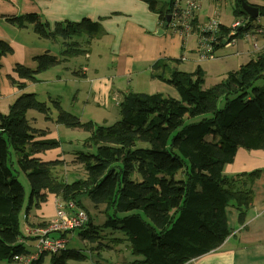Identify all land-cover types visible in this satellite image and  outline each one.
<instances>
[{"label":"trees","instance_id":"obj_1","mask_svg":"<svg viewBox=\"0 0 264 264\" xmlns=\"http://www.w3.org/2000/svg\"><path fill=\"white\" fill-rule=\"evenodd\" d=\"M142 1L163 25L176 3ZM243 1L236 0L235 19L253 23L264 17V6H259L260 14L253 19L244 11ZM5 19L19 29L31 26L42 39L63 41L64 57L83 53L72 49L77 44L72 40L83 36L93 40L100 31L92 19L58 23L54 29L36 13ZM195 20L196 16L192 32H202ZM229 31L221 24L219 41ZM13 52L8 42L0 40V61ZM255 54L210 88L204 86L201 67L185 72L177 68L178 60L156 63L152 79L173 87L178 97L129 91L118 104L120 119L111 125L83 122L65 110L59 99L46 103L35 93L22 92L7 113L0 111V262L30 256L22 241L35 239L20 227L26 201L21 174L30 184L26 211L54 195L87 215L85 224L54 233L56 237L67 239L79 231L81 241L97 243L120 231L125 238L114 240L129 242L135 257L130 264H187L219 249L232 231L229 208L237 210L238 223L244 224L254 200L248 183L259 176L255 171L228 177L224 169L241 148L264 150V49ZM35 60V69L17 64L14 74L8 75L10 82L23 90L26 82H38V74L59 64L58 57L48 53ZM169 65L174 67L168 71ZM34 112L47 122L87 132L86 151L70 154L68 162L44 159L42 155L59 148L61 141L49 138L48 129L37 127L30 118ZM60 167L71 174L58 175ZM84 196L93 209L83 203ZM108 229L114 232L107 233ZM97 248L102 249V244ZM45 255L30 264H41ZM51 257L53 264L86 259L69 250L68 244Z\"/></svg>","mask_w":264,"mask_h":264},{"label":"crops","instance_id":"obj_2","mask_svg":"<svg viewBox=\"0 0 264 264\" xmlns=\"http://www.w3.org/2000/svg\"><path fill=\"white\" fill-rule=\"evenodd\" d=\"M28 13L38 14L42 21L47 22L52 29L58 23L92 19L100 25V31L93 40L88 39L87 36L72 40L77 43L72 49L83 51L82 54L63 56L59 59L52 51L54 48L58 51L61 47L62 55L64 51L63 41L53 42L42 39L33 32L31 26L26 29H19L5 19L8 16ZM212 17H216L222 25L229 27L222 23L217 12ZM258 24L260 25V23ZM195 25L200 31L199 26L201 24L199 23L198 12ZM199 34L200 32L197 29L195 32L191 31L187 36H184L170 27L164 28L159 15L150 11L148 5L142 0H0V40L8 42L14 50L12 54L0 61V97H18L22 92H25V89L21 90L17 85L12 84L8 75L14 74V68L17 64L35 69L37 66L35 57L48 53L57 56L59 64L62 61L66 63L71 58L84 57L85 63L79 66L78 69L65 65L63 70L67 74H63L64 80L58 74L53 81H72L74 92L79 91L76 86L86 88V85H81L82 81L88 82L87 91L95 98V104L106 97L110 99L111 95H114L116 100L121 101L123 95L132 90L133 92L150 94L163 93L177 98L178 93L173 87L160 80L152 79V68L156 63L178 60L180 61V64L177 65L179 70L193 72L197 67H201L207 80L211 73L210 70H216L219 66H211L212 62H201L198 59L196 48L200 41ZM22 38L27 39L19 42V39ZM220 47L217 46V59L213 60V62L221 64L220 77L224 75L226 77L228 72L238 69L256 56L252 52L251 43L241 38H239L236 46L223 49H232L230 53L221 50L218 52ZM17 52L20 54L15 58ZM182 58H186V60L182 61ZM231 58L238 61L230 65L228 61H231ZM243 61L245 62L243 63ZM56 66L38 74V81L47 79V74H50V72H58L59 69ZM172 67L174 65L167 66L168 71ZM15 79L17 80L16 75ZM138 81H148L146 85L148 90H137L135 87L138 86ZM20 82L24 81L20 80ZM26 83V87H29L28 84L32 82ZM36 95L41 102L46 103L50 101V98H60L58 95ZM66 110L72 111L70 109ZM31 114L33 115H30V118L33 122H36L37 127L48 129V137L56 139L52 136V133L54 128H60V125L45 121L44 116L36 113ZM108 121L106 120L100 124L111 125L117 119L114 118L110 122ZM87 135L88 138L89 134ZM83 143L81 150L76 151V148H73L74 145L65 146L61 142L59 148L50 150L42 156L46 160L64 159L68 162L70 154L86 151ZM255 171L259 172V176L248 183L253 192L254 200L252 207L247 212L245 223L239 224L237 210L229 208L228 223L232 230L230 236L215 252L187 264H264V150L248 151L242 148L239 149L233 163L226 165L224 174L228 177H235L241 173ZM57 173L63 177L71 174L70 170L66 171L64 167L58 168ZM56 199V196L50 195L40 207H32L29 211L25 209L22 217L24 232L21 231L26 236L31 237L29 231L33 226L49 223L56 217ZM28 242L29 240L22 241L29 250ZM134 259L135 257L132 256L128 264Z\"/></svg>","mask_w":264,"mask_h":264},{"label":"rangeland","instance_id":"obj_3","mask_svg":"<svg viewBox=\"0 0 264 264\" xmlns=\"http://www.w3.org/2000/svg\"><path fill=\"white\" fill-rule=\"evenodd\" d=\"M203 3L200 7L198 13H199V23L201 24L199 27L202 29L204 28L206 23L212 18L215 12H217L218 17L222 20V23L226 24L231 27L233 21L235 20L234 16V7L236 5V0H202ZM246 3L255 5V6H264V0H244ZM183 7V5H182ZM171 17V16H170ZM172 18V17H171ZM259 21L260 25L264 28V17H260L257 19ZM169 27V26H168ZM167 27V28H168ZM201 31V30H200ZM191 33V32H190ZM189 34V33H188ZM187 34V35H188ZM185 35V36H187ZM204 35V34H203ZM200 36V34H199ZM205 36V35H204ZM27 38L19 39V42L25 41ZM42 43H45L41 41ZM200 41L198 42V47L196 48V52L198 54V59H200V53H199V46ZM33 43V47H34ZM73 48V47H72ZM204 48L202 47L201 50ZM225 49L224 46H221L218 48V52L221 50L223 52H232V49L223 50ZM198 50V51H197ZM217 51V50H216ZM215 51V52H216ZM53 53H55L59 59H61L63 56L61 55V47L58 49L54 48ZM20 53L17 52L15 55V58ZM217 54V53H216ZM233 57V56H231ZM231 61H228V63L233 64L238 61L235 58H231ZM182 60V59H181ZM246 60V59H245ZM183 61V60H182ZM65 61H62L61 64L57 65L58 72H50V74H47V79L29 83V87H25V92L30 93H36L40 96L44 95H58L60 96V102L63 108L72 110L71 113L75 116H77L81 121L88 122V121H94V122H105L106 120H113L116 118L117 120L120 119L119 115V107L117 106L116 102L118 100L115 99L114 95L104 98L101 102H97L95 104L94 100L95 98L88 94V82L82 81L81 85H86V88H83L82 86H76L78 87L77 90L74 92V86L72 81H53L54 78L59 74L62 79L64 80L63 74H67L63 68L65 65L71 66L73 69H78L79 66L85 63L84 57L79 56L75 58H71L70 61L64 63ZM168 64L170 61H168ZM201 62H212L211 66H219L216 70H210L211 73L208 76L207 80H205V88H210L217 83L221 82L223 80V77H220V71L222 69L221 64L211 61H201ZM245 61H243L244 63ZM246 63V62H245ZM191 68V67H189ZM196 70V69H194ZM152 75V73H151ZM206 79V75H205ZM92 83L94 81H91ZM128 82V81H126ZM148 81H138V86L135 87L137 90L140 91H147L148 88L146 87ZM133 91V90H132ZM168 96V95H167ZM17 97H0V110L2 112L7 113L9 106L15 101ZM119 99V98H118ZM107 100L106 102H104ZM35 113V112H34ZM33 115V114H31ZM88 133L80 130V129H69L64 126L60 125V128H54V131L52 133V136H54L57 140H60L62 144L65 146H71L74 145L73 148H76L75 150L78 151L82 147V143L87 138ZM81 150V149H80ZM15 158V157H14ZM19 181L23 185L26 191V201H25V208L20 216L21 218V230L24 232L22 223H23V213L28 205L29 202V196H30V184L25 174H21L19 176ZM72 182V181H71ZM83 203L93 209L92 202L90 199L86 196L83 197ZM95 213V212H92ZM103 217L102 214H99V218ZM57 219L56 217L52 220L55 221ZM106 221L105 217L103 218V222ZM114 231L111 229L107 230V233L112 234ZM117 233L111 237L106 236L102 238V241H98L97 243H91V242H84L79 239V231H75L72 235H69L67 237L68 241V248L69 250L77 251L83 254L86 259L83 261H67L66 264H128L129 260H131L132 255L129 249V242L125 243H118L115 242L114 238H125L124 234L120 231H116ZM28 238V237H27ZM99 244H102V249H98L97 247ZM36 240L29 239L28 246L29 252L31 254H34L36 252ZM52 257L51 254L45 255V259L42 261L41 264H53L52 263ZM0 264H21L19 262H0Z\"/></svg>","mask_w":264,"mask_h":264},{"label":"built area","instance_id":"obj_4","mask_svg":"<svg viewBox=\"0 0 264 264\" xmlns=\"http://www.w3.org/2000/svg\"><path fill=\"white\" fill-rule=\"evenodd\" d=\"M201 4L202 0H176L171 15L174 20L173 29L184 36L190 33L193 28L191 21L199 11ZM258 23L259 21L252 23L243 18L235 19L228 34L219 41L218 33L221 23L216 17H212L204 28H200L202 31L200 32L201 43L199 46L200 60H216L217 46L234 47L239 38L251 43L253 53L261 52L264 49V28ZM202 47L203 50H201ZM182 60H186V58H182ZM116 104L118 105L119 101ZM56 207L57 219L55 221L46 223L43 227L37 225L29 231L36 240V252L30 256H16V262L30 264L42 254L53 255L61 252L67 247L68 241L66 238L56 237L54 233L74 230L88 220L87 215L83 211L76 210L72 203H64L60 199H56Z\"/></svg>","mask_w":264,"mask_h":264},{"label":"water","instance_id":"obj_5","mask_svg":"<svg viewBox=\"0 0 264 264\" xmlns=\"http://www.w3.org/2000/svg\"><path fill=\"white\" fill-rule=\"evenodd\" d=\"M242 7L244 9V11L253 19H256L258 18L259 14H260V8L258 6H255V5H251V4H248L246 2H242ZM171 21V17L168 16L167 17V20H166V24L164 25V28H167L168 27V24L170 23ZM162 31V30H160Z\"/></svg>","mask_w":264,"mask_h":264},{"label":"bare ground","instance_id":"obj_6","mask_svg":"<svg viewBox=\"0 0 264 264\" xmlns=\"http://www.w3.org/2000/svg\"><path fill=\"white\" fill-rule=\"evenodd\" d=\"M173 22H174V20L171 18V21H170V23L168 24V26H169L170 28H172V29H173V27H172ZM173 30H174V29H173Z\"/></svg>","mask_w":264,"mask_h":264}]
</instances>
